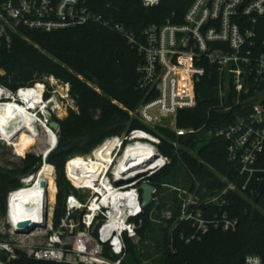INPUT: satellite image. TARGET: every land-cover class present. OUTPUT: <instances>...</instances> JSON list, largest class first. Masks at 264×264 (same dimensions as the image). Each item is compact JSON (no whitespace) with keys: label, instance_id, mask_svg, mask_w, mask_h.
<instances>
[{"label":"built area","instance_id":"1","mask_svg":"<svg viewBox=\"0 0 264 264\" xmlns=\"http://www.w3.org/2000/svg\"><path fill=\"white\" fill-rule=\"evenodd\" d=\"M142 2L152 6L160 0ZM90 22L108 24L91 10L87 0H0V43L8 45L18 27L53 32ZM115 26L124 31L123 26ZM124 32L143 55L138 69L142 74L140 88L151 98L142 102L135 114L147 126L169 127L178 136L194 132L178 128L176 122L181 109L197 105L196 85L207 66L218 74L221 108L242 105L235 110L232 123L205 136L227 141L235 180L224 175L221 185L205 189L203 196L180 185L161 184V188L169 186L178 199L169 204L164 217L173 219V226L185 223L192 229L189 235L181 232L185 241L201 240L212 228L235 231L238 219L224 210L228 193H253L252 183L258 185L257 192L264 181V100L249 102L264 90V0H192L182 22L149 24L138 37ZM48 81L16 89L0 84V116L7 105L26 109L36 137L41 132L52 133L55 147L59 129H52L50 122L58 116L62 103L71 99L70 85L53 76ZM59 84L62 90L56 87ZM50 102L52 106L47 105ZM47 109L51 117L45 116ZM15 124L33 132L25 118L5 126H1L0 118V142L12 145L10 133ZM80 159L82 166L72 170L69 163ZM170 162L146 128L105 138L90 154L67 162V178L81 197L67 196L57 226L56 200L51 205L50 198H42L35 208L30 200L12 198L19 190L35 185L41 169L21 176L22 186L9 192L6 216L0 220V264L20 256L59 264H124L127 241L138 238L144 212L140 185L151 182ZM162 195L155 186L153 202ZM262 258L248 254L245 264H264Z\"/></svg>","mask_w":264,"mask_h":264},{"label":"trees","instance_id":"2","mask_svg":"<svg viewBox=\"0 0 264 264\" xmlns=\"http://www.w3.org/2000/svg\"><path fill=\"white\" fill-rule=\"evenodd\" d=\"M191 2L160 0L146 6L142 0H87L91 10L108 24L90 22L53 32L18 27L10 45L0 43V84L16 89L53 76L70 85L75 102V108H70L65 118L53 116L59 122L58 143L45 159L34 154L25 156L37 140L24 133L19 137L18 148L25 158L11 169L0 166V220L6 216L9 192L22 186L20 177L36 173L49 163V178L58 187L54 211L57 226L65 212L67 196L81 197L67 178L69 157L91 153L109 136L146 128L155 135L157 146L171 162L151 179L163 195L140 216L139 242L127 241L124 264H152L149 260L156 254L163 264H245L248 254L260 255L264 262V193L257 201L256 183L251 184L253 193L227 195L224 210L238 219L235 231L212 228L201 240L187 242L180 234L189 235L191 227L185 223L173 226L174 220L164 217L169 204L178 199L174 191L161 188L162 183L180 185L203 196L205 189L221 183L222 176L235 180L234 166L227 157V141L215 135L205 138L206 132L232 123L235 110L242 107L221 108L215 68L207 66L206 74L196 85L197 105L178 113L177 127L194 132L178 136L169 127L147 126L135 114L151 96L140 88L142 74L138 69L143 55L124 31L138 37L149 24L182 22ZM116 24L123 26L124 31ZM226 104L230 105L231 100ZM79 164L73 170L82 166ZM9 264L59 263L20 256Z\"/></svg>","mask_w":264,"mask_h":264},{"label":"rangeland","instance_id":"3","mask_svg":"<svg viewBox=\"0 0 264 264\" xmlns=\"http://www.w3.org/2000/svg\"><path fill=\"white\" fill-rule=\"evenodd\" d=\"M38 82L47 84L49 81H48V79L45 78V79L40 80ZM56 87L59 90L63 89L61 87V84L56 85ZM70 108H75V102L72 99H68L62 103L61 110L58 112L57 117L61 118V119L65 118L67 116ZM12 145H7L6 143L0 142V166L4 167L6 169H11L14 166H18L20 164L21 160L23 158H25V156H27V154H34L36 156H41L44 159V157H43L44 153L43 152L45 151L46 148H48L49 135L47 134V132H41L40 135L37 137L36 144L33 145V147L27 151L25 156H21V152L19 151L18 146H15V145L12 146ZM14 146H15V152L16 153L14 152ZM75 156H79V155H73V156L69 157L68 161L71 158H74ZM80 161L82 162V159L74 160V161L70 162L69 163L70 168L73 170L76 167V165L80 163ZM45 164H47V165H45V167L42 170L43 171V177L49 183V189H48V192H49L48 196L49 197L48 198H50L51 205H53L54 204L53 200H55V198H56L58 187L56 184L57 182L55 181L56 182L55 183V182L51 181L49 178V176L51 175L52 165L49 163H45ZM54 176H55L54 179L56 180V169H55V167H54ZM171 185H173V184H171ZM167 189L169 190L168 192H171V190H172L169 186ZM78 191H79V189H78ZM79 193L81 194L80 191H79ZM52 195H53V197H52ZM2 218H4V217H2ZM135 242L138 243L139 239L137 238L135 240ZM126 261H127V259H126ZM149 262L152 264H163V259L161 257H158L156 254L149 260Z\"/></svg>","mask_w":264,"mask_h":264},{"label":"bare ground","instance_id":"4","mask_svg":"<svg viewBox=\"0 0 264 264\" xmlns=\"http://www.w3.org/2000/svg\"><path fill=\"white\" fill-rule=\"evenodd\" d=\"M47 105L52 106L53 102H50ZM27 113L28 112L24 108H20L19 110H15L12 105H7L5 110H4L3 115L0 116L1 126H5L8 123L10 124V123H12V121L16 123V120H18L19 118H25L26 123H28V127L33 130V132L29 133V134L32 135L37 140V137H38V136L36 137V131L37 130L35 129V127L31 123V121H29L27 119V117H26ZM24 133H28V132L26 130H22L21 126H19L18 124H15V127L13 128V130L10 133L11 144L18 146L19 137ZM49 134H50L49 145H48V148H46L43 153H45L48 149L53 147V145L56 142L55 136L52 133H49ZM44 167H45V165L43 166V168ZM43 168H42V170H43ZM42 170H41V174H40V179L35 185H33L32 187L23 189V190H19L16 194H14V196H12V198L13 199L14 198H24V200H30V201H32L31 204H33V206H35V208L38 206V204L40 203L42 198H48L49 196H48L47 189L43 188L40 185V181L45 179L43 177V171ZM48 189H49V183H48ZM32 218H33V216H32Z\"/></svg>","mask_w":264,"mask_h":264},{"label":"water","instance_id":"5","mask_svg":"<svg viewBox=\"0 0 264 264\" xmlns=\"http://www.w3.org/2000/svg\"><path fill=\"white\" fill-rule=\"evenodd\" d=\"M1 73L2 74H5V70L2 69L1 70ZM264 100V90L262 92H260L259 94H257L256 96L252 97L251 99H249V102H261ZM45 116L46 117H51L52 116V113L50 112L49 109H47L45 111ZM50 126L52 129H59V122L52 119L51 122H50ZM54 147H51L50 149H48L44 154H43V157L44 159L47 157V155L50 153V151L53 149ZM44 166V165H43ZM42 166V168H43ZM41 168V170H42ZM40 170V171H41ZM40 184L43 188L47 189L48 188V182L43 179L40 181ZM140 189L142 191V207L145 209V208H148L150 206V204L153 203V200H154V194H155V185L151 182H143L141 185H140ZM264 193V181L260 184L257 192H256V200L258 201L260 199V197L263 195ZM139 218H137L136 220V224L138 225L139 224ZM36 225V224H35Z\"/></svg>","mask_w":264,"mask_h":264},{"label":"crops","instance_id":"6","mask_svg":"<svg viewBox=\"0 0 264 264\" xmlns=\"http://www.w3.org/2000/svg\"><path fill=\"white\" fill-rule=\"evenodd\" d=\"M56 200V199H55Z\"/></svg>","mask_w":264,"mask_h":264}]
</instances>
